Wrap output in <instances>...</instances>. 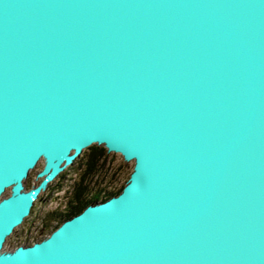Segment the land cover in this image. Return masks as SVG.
Instances as JSON below:
<instances>
[{"label": "water", "instance_id": "obj_1", "mask_svg": "<svg viewBox=\"0 0 264 264\" xmlns=\"http://www.w3.org/2000/svg\"><path fill=\"white\" fill-rule=\"evenodd\" d=\"M93 144L121 191L3 249ZM0 264H264V0H0Z\"/></svg>", "mask_w": 264, "mask_h": 264}, {"label": "rangeland", "instance_id": "obj_2", "mask_svg": "<svg viewBox=\"0 0 264 264\" xmlns=\"http://www.w3.org/2000/svg\"><path fill=\"white\" fill-rule=\"evenodd\" d=\"M99 146V145H98ZM104 164L94 181L92 182V192L115 191L127 180L133 167V160L125 161L120 153L105 150ZM85 157V152L81 153L71 164L58 174V176L39 194L34 201L29 214L6 238L3 249L12 250L19 244L32 243L36 239H41L48 235L50 229L56 225V213L63 211L65 200L74 179L78 176L80 163ZM42 167L39 162L29 171L25 180V186L31 187L38 183L36 173ZM8 189L4 194L8 195Z\"/></svg>", "mask_w": 264, "mask_h": 264}, {"label": "trees", "instance_id": "obj_3", "mask_svg": "<svg viewBox=\"0 0 264 264\" xmlns=\"http://www.w3.org/2000/svg\"><path fill=\"white\" fill-rule=\"evenodd\" d=\"M105 150L106 149L103 146H97L94 144L83 150V152H85V157L80 163L78 176L71 184L63 211L55 214L58 223L54 225L50 231L61 221L80 212L87 204L107 199L121 191L124 184L115 191L92 192L91 190V184L95 180L94 177L97 176L100 167L104 164Z\"/></svg>", "mask_w": 264, "mask_h": 264}, {"label": "bare ground", "instance_id": "obj_4", "mask_svg": "<svg viewBox=\"0 0 264 264\" xmlns=\"http://www.w3.org/2000/svg\"><path fill=\"white\" fill-rule=\"evenodd\" d=\"M37 178H38V177H37ZM38 179H39V178H38ZM8 189H9V188H7L6 191H7ZM6 191H5V192H6Z\"/></svg>", "mask_w": 264, "mask_h": 264}]
</instances>
